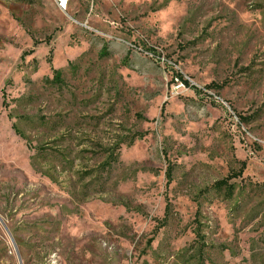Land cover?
Returning <instances> with one entry per match:
<instances>
[{"label":"rangeland","instance_id":"374dc122","mask_svg":"<svg viewBox=\"0 0 264 264\" xmlns=\"http://www.w3.org/2000/svg\"><path fill=\"white\" fill-rule=\"evenodd\" d=\"M0 264H264V0H0Z\"/></svg>","mask_w":264,"mask_h":264},{"label":"trees","instance_id":"16d2710c","mask_svg":"<svg viewBox=\"0 0 264 264\" xmlns=\"http://www.w3.org/2000/svg\"><path fill=\"white\" fill-rule=\"evenodd\" d=\"M103 52H104V50H103ZM53 73H54V80L55 81H59L60 80V71L59 70H53ZM177 76L183 81V83L185 85H189V82L187 80L183 79L180 74H177ZM211 87H212V85L206 86L207 89H210ZM140 138H141V135L134 136V137H132L129 140V143H133V141L135 139H140ZM239 174H240V172H239ZM239 174H237V175L235 174L234 177L238 176ZM230 179H231V176H229L227 178H224V179H221V180H218V181H216L214 183V187L216 189H224L225 188V189H227V191H229V192L232 193V191L234 189V184H232V183L229 182Z\"/></svg>","mask_w":264,"mask_h":264},{"label":"built area","instance_id":"2783aa9c","mask_svg":"<svg viewBox=\"0 0 264 264\" xmlns=\"http://www.w3.org/2000/svg\"><path fill=\"white\" fill-rule=\"evenodd\" d=\"M59 7L65 8L69 0H55Z\"/></svg>","mask_w":264,"mask_h":264}]
</instances>
